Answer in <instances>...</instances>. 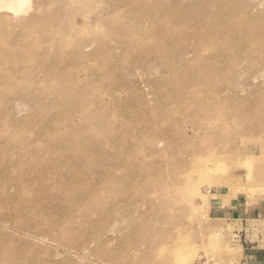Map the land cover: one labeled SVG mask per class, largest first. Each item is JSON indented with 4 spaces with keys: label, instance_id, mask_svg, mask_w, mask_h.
<instances>
[{
    "label": "rangeland",
    "instance_id": "obj_1",
    "mask_svg": "<svg viewBox=\"0 0 264 264\" xmlns=\"http://www.w3.org/2000/svg\"><path fill=\"white\" fill-rule=\"evenodd\" d=\"M12 12L0 9V264L264 253V0Z\"/></svg>",
    "mask_w": 264,
    "mask_h": 264
},
{
    "label": "bare ground",
    "instance_id": "obj_2",
    "mask_svg": "<svg viewBox=\"0 0 264 264\" xmlns=\"http://www.w3.org/2000/svg\"><path fill=\"white\" fill-rule=\"evenodd\" d=\"M25 0H6L4 2H0V9L12 12L17 11L23 4ZM14 13V12H12Z\"/></svg>",
    "mask_w": 264,
    "mask_h": 264
},
{
    "label": "crops",
    "instance_id": "obj_3",
    "mask_svg": "<svg viewBox=\"0 0 264 264\" xmlns=\"http://www.w3.org/2000/svg\"><path fill=\"white\" fill-rule=\"evenodd\" d=\"M248 264H264V253L263 252H253L251 257H249Z\"/></svg>",
    "mask_w": 264,
    "mask_h": 264
}]
</instances>
